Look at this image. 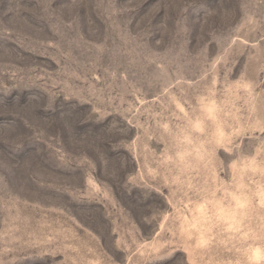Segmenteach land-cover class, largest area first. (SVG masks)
<instances>
[{"label": "rangeland", "instance_id": "374dc122", "mask_svg": "<svg viewBox=\"0 0 264 264\" xmlns=\"http://www.w3.org/2000/svg\"><path fill=\"white\" fill-rule=\"evenodd\" d=\"M0 264H264V0H0Z\"/></svg>", "mask_w": 264, "mask_h": 264}]
</instances>
